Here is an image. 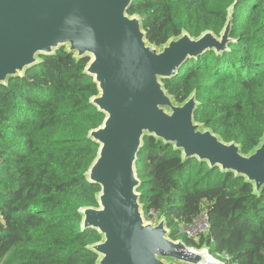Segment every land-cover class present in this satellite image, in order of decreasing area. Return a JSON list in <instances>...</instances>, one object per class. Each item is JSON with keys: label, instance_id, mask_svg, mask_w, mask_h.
<instances>
[{"label": "trees", "instance_id": "obj_1", "mask_svg": "<svg viewBox=\"0 0 264 264\" xmlns=\"http://www.w3.org/2000/svg\"><path fill=\"white\" fill-rule=\"evenodd\" d=\"M232 6L228 49L189 58L164 84L178 103L196 92V121L247 155L264 136V0H136L128 13L162 46L184 31L220 36ZM41 59L0 86V264H96L88 247L102 238L82 231L80 210L97 207L101 191L85 177L99 150L89 133L105 119L91 104L98 88L85 73L89 59L65 48ZM136 170L147 221L165 217L175 241L200 249L213 239V254L264 264V190L255 195L244 178L195 158L183 162L154 137L144 139ZM204 212L207 237L178 235Z\"/></svg>", "mask_w": 264, "mask_h": 264}, {"label": "water", "instance_id": "obj_2", "mask_svg": "<svg viewBox=\"0 0 264 264\" xmlns=\"http://www.w3.org/2000/svg\"><path fill=\"white\" fill-rule=\"evenodd\" d=\"M135 1L0 0V86L62 48L77 61L89 59L85 73L99 92L91 104L105 119L88 136L99 150L85 177L101 191L97 207L80 210L81 229L102 238L88 250L98 256L96 264H199L209 258L208 246L199 250L173 240L165 217L146 220L136 164L144 139L154 137L180 151L183 162H206L244 178L255 195L263 192L264 136L244 154L237 142H224L196 121V92L178 103L164 84L189 58L228 49L234 6L220 36L184 31L157 46L141 17L128 13Z\"/></svg>", "mask_w": 264, "mask_h": 264}, {"label": "built area", "instance_id": "obj_3", "mask_svg": "<svg viewBox=\"0 0 264 264\" xmlns=\"http://www.w3.org/2000/svg\"><path fill=\"white\" fill-rule=\"evenodd\" d=\"M210 229H211V224L209 220V215L208 213L204 212L192 224L182 227L178 235L184 236L190 240H195L198 242L201 237L203 236L207 237ZM213 244H214L213 239H210L209 243L208 242L204 243L203 246H208L210 250V256L209 258L203 257L199 264H236L233 262V258L228 254H213L211 252L214 247ZM202 247L199 250H201Z\"/></svg>", "mask_w": 264, "mask_h": 264}, {"label": "rangeland", "instance_id": "obj_4", "mask_svg": "<svg viewBox=\"0 0 264 264\" xmlns=\"http://www.w3.org/2000/svg\"><path fill=\"white\" fill-rule=\"evenodd\" d=\"M184 237V236H183ZM214 248V247H213Z\"/></svg>", "mask_w": 264, "mask_h": 264}]
</instances>
